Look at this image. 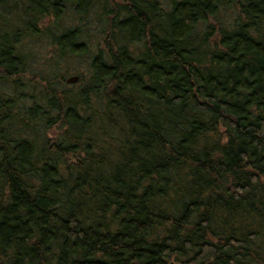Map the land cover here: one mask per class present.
<instances>
[{"label":"trees","instance_id":"16d2710c","mask_svg":"<svg viewBox=\"0 0 264 264\" xmlns=\"http://www.w3.org/2000/svg\"><path fill=\"white\" fill-rule=\"evenodd\" d=\"M0 80V264H264V0H0Z\"/></svg>","mask_w":264,"mask_h":264},{"label":"rangeland","instance_id":"374dc122","mask_svg":"<svg viewBox=\"0 0 264 264\" xmlns=\"http://www.w3.org/2000/svg\"><path fill=\"white\" fill-rule=\"evenodd\" d=\"M235 12L236 11L233 8H222L219 15L217 16V20L222 25L229 26L231 22L234 20V17L236 15ZM92 26H93V22L91 21V25L89 26V28H91L90 29L91 31L94 30V27L92 28ZM30 45L32 48V52H33L32 54L34 56V59H32L33 61L30 60L29 64L33 68H38L42 66L44 57L46 56V53H47L46 43L34 42V44H30ZM131 48H134V46H132ZM88 58H89L88 51H86L83 54L74 55L70 59H68V62H67V64H69L68 69L71 68V70L65 73V76L71 73H76V72H79L82 75L86 76L89 71ZM22 81H23L22 90L25 92V94H27L29 89L32 88V85L30 81H28V78L26 77V75L22 76ZM68 85L70 87H74L75 84H68ZM0 93L1 94H12L16 97V92H14V90L11 89L9 83L3 80H0ZM29 103H30V100L28 96L26 98L19 100V104L27 105ZM58 132H59V127H57L56 124H54L52 127L46 130V134L50 137H54Z\"/></svg>","mask_w":264,"mask_h":264},{"label":"water","instance_id":"95a60500","mask_svg":"<svg viewBox=\"0 0 264 264\" xmlns=\"http://www.w3.org/2000/svg\"><path fill=\"white\" fill-rule=\"evenodd\" d=\"M77 78H78V75L76 73H71L64 77V81L68 83H72V82H75ZM168 264H176V263L170 260Z\"/></svg>","mask_w":264,"mask_h":264}]
</instances>
